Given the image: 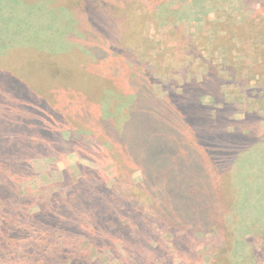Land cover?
<instances>
[{"label": "rangeland", "instance_id": "374dc122", "mask_svg": "<svg viewBox=\"0 0 264 264\" xmlns=\"http://www.w3.org/2000/svg\"><path fill=\"white\" fill-rule=\"evenodd\" d=\"M1 176L0 264H264V0H0Z\"/></svg>", "mask_w": 264, "mask_h": 264}, {"label": "trees", "instance_id": "16d2710c", "mask_svg": "<svg viewBox=\"0 0 264 264\" xmlns=\"http://www.w3.org/2000/svg\"><path fill=\"white\" fill-rule=\"evenodd\" d=\"M133 121L134 120H132V118H129L127 120V122H126L127 125L125 124V126H124L125 129L123 130V135H124V137L126 139L125 134L129 133L128 131H132L134 133V137L132 136V139H129V141H128L129 145L134 147V146H136L138 141L139 142L141 141L140 137H141L142 133L145 132L146 129H150V127L153 124V122L152 121H148V122H142L141 121V122L135 123ZM128 138H129V136H128ZM206 138L207 139H211V137H209V136H205V139ZM249 140L251 141L250 144L254 146L256 142H254L251 139H249ZM220 147L221 146L219 144V148ZM236 147H239V146H236V145H231V146L227 145L226 146L225 145V147L223 149V155H224L226 161H229V163H232V162H234V161H236L238 159H240V161H241L242 156H244L246 153H248L249 151L252 150L251 148L249 150L247 149L242 154L238 155V153H236V151H235ZM220 156H221V152H220ZM176 157L180 161L183 159L182 155L180 154L179 151H177ZM189 158L190 159L188 161L186 159L182 160L183 164H181L179 169H180L181 172H185L187 170V168L189 169V165H191L192 167L196 166L195 177H197L199 172H200V170L198 168L197 154L196 153L190 154ZM180 161H179V163H181ZM240 161H239V163H240ZM236 175H237V173L235 174V186H236V191H237L236 202H238V200H239V199L237 200V198H238V188H237L238 183L236 181ZM174 176H175V174L172 175V177H174ZM7 178L8 177H4V176L0 177V187L1 186H8ZM171 179H170V181H172ZM185 199H186L185 202H187L188 204H192L193 199L191 197L188 196Z\"/></svg>", "mask_w": 264, "mask_h": 264}]
</instances>
